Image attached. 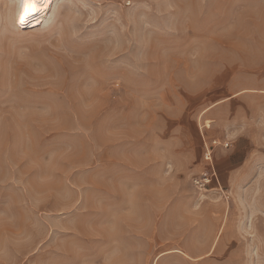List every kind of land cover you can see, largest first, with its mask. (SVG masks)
I'll list each match as a JSON object with an SVG mask.
<instances>
[{
    "label": "rangeland",
    "instance_id": "rangeland-1",
    "mask_svg": "<svg viewBox=\"0 0 264 264\" xmlns=\"http://www.w3.org/2000/svg\"><path fill=\"white\" fill-rule=\"evenodd\" d=\"M18 1L0 264H264V0Z\"/></svg>",
    "mask_w": 264,
    "mask_h": 264
},
{
    "label": "bare ground",
    "instance_id": "bare-ground-1",
    "mask_svg": "<svg viewBox=\"0 0 264 264\" xmlns=\"http://www.w3.org/2000/svg\"><path fill=\"white\" fill-rule=\"evenodd\" d=\"M17 4H18V5H16L17 8L15 9L16 12H18L20 10V7H23V9H25L24 8V0H19L17 2ZM37 8L39 9L38 11H32L31 9H29V12L31 14L27 16L28 19H30V18H32L33 20L36 19V22H38V21L44 19V17L50 13L51 9H54V8H52V0H37ZM37 16H39V17L37 18ZM33 20H30V21H33Z\"/></svg>",
    "mask_w": 264,
    "mask_h": 264
},
{
    "label": "snow or ice",
    "instance_id": "snow-or-ice-1",
    "mask_svg": "<svg viewBox=\"0 0 264 264\" xmlns=\"http://www.w3.org/2000/svg\"><path fill=\"white\" fill-rule=\"evenodd\" d=\"M24 8H25V17L31 14L29 12V9H31L32 11H38L39 9L37 8V0H24ZM21 19L23 22L24 17H22Z\"/></svg>",
    "mask_w": 264,
    "mask_h": 264
},
{
    "label": "built area",
    "instance_id": "built-area-1",
    "mask_svg": "<svg viewBox=\"0 0 264 264\" xmlns=\"http://www.w3.org/2000/svg\"><path fill=\"white\" fill-rule=\"evenodd\" d=\"M206 158L207 159L211 158L209 150L207 151ZM210 175H211L210 173H206L203 177L196 179L195 180L196 185L200 186V187L204 186L206 183H208L211 180V176Z\"/></svg>",
    "mask_w": 264,
    "mask_h": 264
}]
</instances>
